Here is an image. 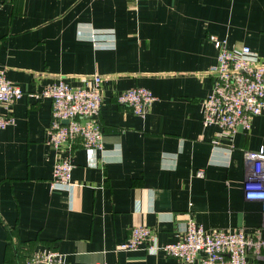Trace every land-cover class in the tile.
Here are the masks:
<instances>
[{"label":"crops","instance_id":"crops-1","mask_svg":"<svg viewBox=\"0 0 264 264\" xmlns=\"http://www.w3.org/2000/svg\"><path fill=\"white\" fill-rule=\"evenodd\" d=\"M210 35L264 60V0H0V68L24 91L0 103V114L16 117L0 130V264H25L46 248L66 264H182L116 246L136 224L160 244L176 241L189 215L206 229L264 226V202L243 191L244 150L264 145V115L232 140L203 124L219 54ZM83 75L103 78L104 149H56L52 100L38 93ZM134 86L157 97L144 116L117 100ZM65 157L71 188L52 184Z\"/></svg>","mask_w":264,"mask_h":264},{"label":"built area","instance_id":"built-area-1","mask_svg":"<svg viewBox=\"0 0 264 264\" xmlns=\"http://www.w3.org/2000/svg\"><path fill=\"white\" fill-rule=\"evenodd\" d=\"M210 39L219 54L217 63L210 69L214 78L212 90L202 102L203 124L219 126V138L232 140L241 129L251 128L255 116L264 115V60L249 46L229 48L225 40L215 35H210ZM80 80L81 84L77 86L61 80L38 93V96L52 100L48 143L58 149L79 141L86 148L103 150L99 118L103 78L83 75ZM23 94L24 91L7 78L6 70L0 68V103L8 108ZM156 99L152 91L143 86H134L117 94L120 103L127 104L141 116ZM15 120L14 114H0V130ZM244 158L247 165L244 197L249 201L264 202V145L255 150H244ZM72 171L73 163L68 157L58 159L52 184L66 188L75 186ZM197 174L203 176L204 170H198ZM142 246L148 251H162L182 264H255L251 255L254 258L264 256V226L253 234H248L244 228L206 229L189 215L176 241L160 244L149 226L136 224L116 250H137ZM25 264H66L65 254L52 248L35 250ZM95 264L108 263L98 261Z\"/></svg>","mask_w":264,"mask_h":264}]
</instances>
